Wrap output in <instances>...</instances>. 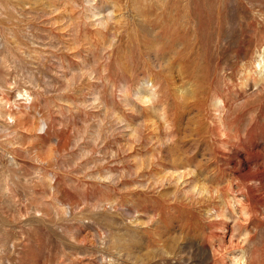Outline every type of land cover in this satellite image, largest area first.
<instances>
[{
  "label": "rangeland",
  "instance_id": "obj_1",
  "mask_svg": "<svg viewBox=\"0 0 264 264\" xmlns=\"http://www.w3.org/2000/svg\"><path fill=\"white\" fill-rule=\"evenodd\" d=\"M0 264H264V0H0Z\"/></svg>",
  "mask_w": 264,
  "mask_h": 264
}]
</instances>
